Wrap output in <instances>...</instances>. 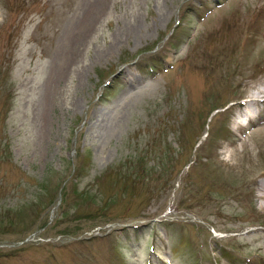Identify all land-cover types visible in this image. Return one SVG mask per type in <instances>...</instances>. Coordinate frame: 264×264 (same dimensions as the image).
Masks as SVG:
<instances>
[{"label": "rangeland", "instance_id": "374dc122", "mask_svg": "<svg viewBox=\"0 0 264 264\" xmlns=\"http://www.w3.org/2000/svg\"><path fill=\"white\" fill-rule=\"evenodd\" d=\"M262 82L264 0H0V264H264Z\"/></svg>", "mask_w": 264, "mask_h": 264}, {"label": "bare ground", "instance_id": "6f19581e", "mask_svg": "<svg viewBox=\"0 0 264 264\" xmlns=\"http://www.w3.org/2000/svg\"><path fill=\"white\" fill-rule=\"evenodd\" d=\"M88 20L89 18H86L85 22H87ZM247 99H250V103H246L244 105L245 109H247L250 105L256 106L259 99H264V82L258 83L257 85L253 86Z\"/></svg>", "mask_w": 264, "mask_h": 264}, {"label": "trees", "instance_id": "16d2710c", "mask_svg": "<svg viewBox=\"0 0 264 264\" xmlns=\"http://www.w3.org/2000/svg\"><path fill=\"white\" fill-rule=\"evenodd\" d=\"M107 89L109 90V87H107Z\"/></svg>", "mask_w": 264, "mask_h": 264}]
</instances>
